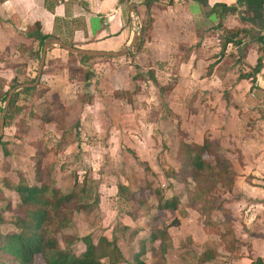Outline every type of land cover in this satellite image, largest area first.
Returning <instances> with one entry per match:
<instances>
[{"label":"rangeland","instance_id":"1","mask_svg":"<svg viewBox=\"0 0 264 264\" xmlns=\"http://www.w3.org/2000/svg\"><path fill=\"white\" fill-rule=\"evenodd\" d=\"M209 1L213 6L236 8L235 17L214 23L213 31L206 34L209 41L200 52L204 57L209 51L226 55H222L218 76L231 94V71L236 72L239 54L231 53L234 44L226 43L235 36L227 27H241L235 29L240 32L257 28L252 24L255 16L248 9L263 8L264 0ZM174 2L166 13L154 7L147 16L145 9L139 11L142 28L130 56L81 58L50 46L40 80L27 94L23 93L27 88L20 86L36 80L42 49L39 56H34L39 49L36 43L22 37V26L9 21L6 12V17L0 15V118L5 93L16 89L12 95L14 105L7 108L5 117L9 119L0 137V188L4 197L0 204L1 235L16 232L10 221L21 206L18 196L4 184L37 185L48 173L61 196L71 194L88 205L85 211L73 212L66 228L55 234L60 246L62 236L72 239L69 252L75 256L86 248L85 239L91 238L96 244L104 237L115 242L119 251L102 259L103 264L132 261L142 243L146 264L162 260L164 264H254L258 259L264 262L261 168L255 169L259 174L255 181L245 173L239 174L231 191L215 194L216 203L209 214L191 203L193 184L186 189L173 178L174 173L178 174L177 154L183 142L201 145L208 139L212 144L209 151L228 158L236 172L242 165L241 155L232 151L241 146L242 140L232 139L227 107L197 105L204 101L200 93L207 92L201 89L219 80L215 75L208 78L207 73L194 75L184 69L185 64L194 65V59H190L193 55L187 54L193 52L196 42L191 38L184 40L183 31L173 34L168 29L169 18L181 20L177 15L182 8L178 10L176 4L184 3ZM190 7L194 10L195 2ZM131 17L135 26L139 16L132 10ZM142 36L143 44L135 51ZM239 38L242 36L238 34ZM223 44L227 45L225 52L220 48ZM157 50L162 64L156 61ZM168 52L171 59L166 56ZM195 58L199 56L195 54ZM190 100L196 105L188 107ZM120 185L128 187L137 199L125 203L118 192ZM150 189L158 191L151 195ZM159 192L161 203L172 201L175 211L155 210ZM220 204V209H215ZM175 220L178 225H173ZM228 224L240 241L232 246L233 241L226 242L230 250L220 237ZM153 226L167 228L170 234L165 257L160 249L164 242L152 241L149 235ZM215 251L216 259H205V252ZM35 261L42 262L39 257Z\"/></svg>","mask_w":264,"mask_h":264},{"label":"crops","instance_id":"2","mask_svg":"<svg viewBox=\"0 0 264 264\" xmlns=\"http://www.w3.org/2000/svg\"><path fill=\"white\" fill-rule=\"evenodd\" d=\"M174 1L181 2V0ZM192 1L195 2L194 10L190 7ZM252 2L254 1L252 0ZM256 2L260 1L256 0ZM140 3H142V0H0V15L6 17L5 12L8 13L9 21L17 24V26H22L23 31L27 27H32L35 23H38L43 35L48 36V38H57L62 43L79 50L118 52L132 42L136 27H139L138 30L142 28L139 11L145 9L144 14L146 13V0L137 9L136 7ZM173 3L175 4V2ZM182 3L184 4H176L178 10L182 8L177 15L181 20L169 18L167 27L170 31L173 30V34L178 31L185 32L182 36L184 40H190L191 38V41L194 39L196 42L195 47L192 49L193 52L187 54V57L193 55L194 58L190 57V59L191 61L194 59L192 61L194 65L185 64L184 69L194 75L207 73L208 78L215 75L216 80H219L218 83L203 88L205 90L201 89V91L207 92L200 93V97L204 101H200L197 105L199 107L209 105L212 107L219 106L220 108L227 107L231 116L232 139L242 140L241 146L232 150L236 155H241L242 160L239 173L236 172L232 164L237 174L234 184H237L239 174L244 173L247 178L252 179L251 181H255L254 179L259 177L258 171H255L256 168H261V173L264 175V41L262 44L253 41L248 35L242 33L244 31L235 30L241 29V27L234 28L238 26L233 25L227 27L228 32L234 31L235 36L231 39H235V42H237V44L232 43L234 44V52L231 53L239 54L236 56V72L231 71V77L234 76V85L231 94H228L226 92L229 91L228 88L223 85L224 82H221L218 76L220 71L218 69L224 54L220 52L221 54L218 55L215 51L212 53L209 51L207 57H204L205 54L200 52L204 51L202 48L206 41H209L206 34L213 31L214 23L218 19L227 21L235 17L237 15L236 8L234 12L227 13L224 9L229 8V6L222 5L216 12L205 14L207 8H216L215 4L213 6L209 0H183ZM174 4L164 5L156 2L153 3L151 8L154 7L166 13L165 10H172L171 6ZM133 5H135V8H133ZM133 9L136 15L139 16L137 18L139 22L137 21L135 26H133L131 19ZM248 11L255 16L252 24L257 28L252 30L259 33L262 30L263 33H260V37L264 38V6L259 10L251 7ZM238 34L242 36V39H237ZM23 36L25 37V35ZM170 39H172L171 36ZM26 40L30 41L25 37ZM158 40L157 43L160 46L162 43L161 37ZM246 40L248 42H245ZM169 41L171 40L168 39L167 42L169 43ZM222 46L227 47L225 44ZM222 46L220 47L221 51L225 52V50H222ZM49 49L50 47L47 49L46 54ZM156 52L155 56L158 58L156 61L162 64L161 53L158 50ZM195 54L199 56V59H197L198 57L195 58ZM166 56L171 59V52H168ZM258 61H260V68L256 69ZM208 71H211V73H208ZM194 105L196 104L190 100L188 107ZM223 117L224 121L227 120V114Z\"/></svg>","mask_w":264,"mask_h":264},{"label":"trees","instance_id":"3","mask_svg":"<svg viewBox=\"0 0 264 264\" xmlns=\"http://www.w3.org/2000/svg\"><path fill=\"white\" fill-rule=\"evenodd\" d=\"M156 2H167L164 5H170L173 4L174 0H146V16L149 15L151 6ZM181 2H183V0H181ZM215 7L216 8H207L205 14L214 13L222 6ZM224 10L227 13L234 12L235 8H225ZM40 29V25L35 23L32 27H27L24 32L25 37L36 43L39 49L33 54L34 56H39L44 41L48 39V36L43 35ZM242 33L248 35L251 40L261 44L264 41V38L260 37V33L255 30L244 31ZM143 41L144 39L142 36V38L140 37L135 51L139 50ZM226 43L237 44V42L231 38H228ZM222 48V50H224L225 46H222ZM128 56H130V54ZM85 57L83 56L81 58ZM259 68L260 61H258L256 65V69ZM208 73H211V71H208ZM150 75L152 77L151 73ZM34 80L31 83H33ZM13 81L15 80L13 79ZM34 88L24 89L23 93L27 94L34 90ZM7 95L8 93H5L3 102H5ZM11 99L8 109H11V106L14 105L13 96ZM8 119L9 118L4 117V126H6V121ZM211 145L208 139H205L201 145L183 142L177 154V162L179 164L178 174H173V178L182 186H185L186 189L190 184H193L194 191L192 192L193 198L191 199V203L193 206L200 205L203 212L207 214L211 212L216 203V196L214 198V195L231 191L235 185L234 183L237 175L228 158L209 151ZM37 158L36 167L39 169L41 164V157L39 154ZM46 175L47 178L41 180L37 185L29 186L18 184L12 187L9 186V184H4L8 190L18 196L21 206L10 221L15 227L16 232L7 233L5 235L0 234V264H103L101 262L102 259L107 258L111 254H117L119 249L116 243H111L104 237L99 238L96 244L93 243L91 238L85 239L87 240L86 248L77 256L69 252L72 239L68 236H62L61 242L63 243H61V248L60 242L55 239V234L66 228V225L71 221L73 212L78 213L85 211L88 205L84 204L77 196L74 197V195L71 194L61 196L58 188L55 187V182L49 178L48 173H46ZM1 189L2 188H0V204L4 201ZM149 191L150 194L153 195L154 192L158 190L150 189ZM118 192L125 203L137 199L135 193L131 192L128 187L123 185L118 187ZM156 200L158 205H156L155 210H176V205L172 201L167 200L161 203V192L156 196ZM221 206V204L217 205L215 209H220ZM29 208H32V210H29ZM173 225H178V221L175 220ZM51 227H53V229ZM166 229L160 230L153 226L149 231L152 241L160 240L164 242L160 246L164 257L170 241ZM232 235L234 238H232ZM220 237L225 247L227 243L232 241L233 243L231 246L240 242L235 238L234 232L231 229V224L227 225L224 235L220 234ZM144 246L145 244H140L138 253L133 255L132 261L126 262L125 264H146L143 260L145 253ZM226 249L230 250L231 247H226ZM204 255L205 259L210 261V259H216L218 257V252H205ZM36 257H39L42 262L37 263L35 261ZM164 263L165 262L162 260L154 264ZM254 264H264V262L258 259Z\"/></svg>","mask_w":264,"mask_h":264},{"label":"water","instance_id":"4","mask_svg":"<svg viewBox=\"0 0 264 264\" xmlns=\"http://www.w3.org/2000/svg\"><path fill=\"white\" fill-rule=\"evenodd\" d=\"M134 6L135 5H133V8H135ZM138 37H139L138 28H136V30L134 32V38H133L132 42L129 44V46H127L126 48H124L123 50L118 51V52H97V51L79 50V49L73 48L71 46H68V45L62 43L57 38L49 37L43 43L42 56H41L40 65H39V71H38V75H37L36 80L33 83H31V84H24V85L20 86V88H22V89H24V88H34V87L37 86L38 81L40 80L42 68H43V65H44V59H45L46 51H47V49L50 46H58L59 48H62L63 50H65V51H67V52H69L71 54L81 55V56H89V57H118V56L129 54L130 51H131V48L133 47V45L138 40ZM15 91H16L15 88L10 90L8 92V95H7L6 100H5L4 110H3V113H2V117L0 118V137L3 134L4 117L6 115L7 108H8V105L10 103V100L12 98V95L14 94Z\"/></svg>","mask_w":264,"mask_h":264},{"label":"built area","instance_id":"5","mask_svg":"<svg viewBox=\"0 0 264 264\" xmlns=\"http://www.w3.org/2000/svg\"><path fill=\"white\" fill-rule=\"evenodd\" d=\"M132 18V17H131ZM137 20V17L135 18ZM137 22V21H136Z\"/></svg>","mask_w":264,"mask_h":264}]
</instances>
